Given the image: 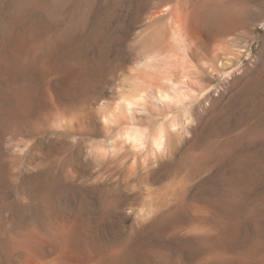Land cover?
I'll list each match as a JSON object with an SVG mask.
<instances>
[{"label":"rangeland","instance_id":"obj_1","mask_svg":"<svg viewBox=\"0 0 264 264\" xmlns=\"http://www.w3.org/2000/svg\"><path fill=\"white\" fill-rule=\"evenodd\" d=\"M198 10L227 24L184 77L209 95L159 100L152 69L176 58L170 24ZM263 77L264 0H0V232L65 214L109 251L127 249L144 223L169 264H264ZM131 81L145 96L128 111ZM24 85L35 88L27 107ZM131 128L141 145L124 139ZM94 155L99 165L87 163ZM141 185L157 193V219L137 207ZM127 253L125 264H162Z\"/></svg>","mask_w":264,"mask_h":264},{"label":"bare ground","instance_id":"obj_2","mask_svg":"<svg viewBox=\"0 0 264 264\" xmlns=\"http://www.w3.org/2000/svg\"><path fill=\"white\" fill-rule=\"evenodd\" d=\"M169 7L168 4L167 8L165 7L166 9H161L160 7L159 9L154 11V14L166 12ZM171 8L172 7H170V9ZM176 9L180 10L179 8ZM206 11L199 12L198 10L196 12H193L191 16L189 15L190 17H187L185 22L178 23L177 25H173L171 22L168 32V40L169 43L173 46L172 50L174 51L176 58H172L170 62H165V64L162 63L161 67H158V65L157 67H153L154 69L151 68L154 71L152 72L158 75L162 82L163 80L168 81L167 83L170 86V89L168 88V90H172V92L168 91L166 93L167 88L164 90L162 88L163 84L160 81L159 83L161 84L155 87V92L158 93L159 100L161 99L164 101L166 98H168L171 102L173 100H183L184 98L186 99V97H195L194 91L196 92V94L203 98L208 97L209 86L206 83H204L203 81L187 82L184 79V77H189V75H191L190 70L192 69L189 70V68L193 67L192 60H194V58H197L199 55H203L201 54V51L206 49L205 42L208 36H213L215 32L224 31L226 29L225 26L227 24L224 23L223 19H221L222 17H217L212 12L208 13V11ZM38 45L39 44L37 41H32L29 45V50L36 49ZM210 50L208 49V51ZM174 77H176V80H178V84L179 82H182L184 86H186V89H181L180 91L176 89L174 87V84L176 85ZM156 79L158 80V78ZM255 85V88L258 89L259 86L260 89H263L264 77L263 79L258 78V81L255 83ZM143 86L135 81H131L130 88L128 87L129 91L126 89L128 93L126 92L127 95L123 98L121 106L126 108L128 111L135 109V106L139 103L138 100L142 96H145L143 95V93L145 92ZM33 89L35 88L33 87ZM33 89L29 85H24L21 89V103H23V105L26 103L25 107L33 103ZM106 113L104 114V117L105 120H108L106 119ZM188 117L187 120L189 119ZM173 124L176 123H171L170 125H168L173 126ZM169 126H167L168 129L166 127L165 129H163V126L159 128L157 132L156 141L159 145H161L160 148H162V146H165L164 144L167 140V134L170 130ZM127 130H129V128H127ZM130 130L131 131L126 132V138H124L126 139V142H129L128 140H130L132 145H141L144 142L143 139L145 138L143 134L136 131L134 128H131ZM116 146H118V144L114 146V149ZM99 149L101 150L103 148L100 147ZM93 150L95 151V148ZM100 150L96 153L99 154ZM86 161L87 163H93L95 165L102 162L100 161V158L97 157L86 158ZM138 175L142 176L145 179L146 177H149L148 171L140 172ZM138 175H134V178L132 177L131 180H136V176ZM134 194L139 195L140 197V201L137 207L138 209H140L139 211L140 213H142L141 215L147 216L153 213L154 218L157 219V193L154 187L141 185L137 192H135ZM66 216L67 215L65 214L60 216L55 215L51 217L48 222L46 221L44 223H38L36 221H30V223L18 225L16 228L13 227V223L11 220L4 222L2 231L0 232V264H125V261L128 258L127 252H130L131 249L134 248H140L143 257L145 256V258H151L154 262L160 260L162 264L170 263V258L168 259L163 258L162 256H158V248L155 247V245H149V233L147 224L141 223L139 225L137 229L139 234L133 238L131 244H129V247L127 249L118 248L106 251L104 249V244L102 242L103 240L101 239V236L98 235V233H96L94 230L92 231L93 228L91 229L90 225L84 219L69 218ZM258 247H260V245ZM259 249L260 248L256 249L255 247L252 250H258L259 252Z\"/></svg>","mask_w":264,"mask_h":264}]
</instances>
